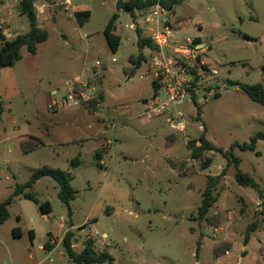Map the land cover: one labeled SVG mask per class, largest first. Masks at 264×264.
<instances>
[{"label": "rangeland", "instance_id": "374dc122", "mask_svg": "<svg viewBox=\"0 0 264 264\" xmlns=\"http://www.w3.org/2000/svg\"><path fill=\"white\" fill-rule=\"evenodd\" d=\"M21 1L0 0V31L7 30L2 33L8 39L30 31ZM34 5L48 39L35 54L23 47L22 58L1 70L0 203L43 167L63 171L76 197L68 207L51 177L41 178L32 189L39 203L15 197L9 217L0 224V264H74L61 245L68 230L77 252L92 239L97 251L114 257V264H264V201L237 182L235 166H227L221 153L192 159L188 148L204 132L217 148L240 159L239 169L264 194V139L258 138L254 149L241 148L264 133V105L228 83L264 86V0H180L168 11L173 15L172 21L167 16L169 23H181L182 40L204 29L202 40L211 45L207 59L219 75L212 82L206 78L194 102L171 107L152 120L141 116L144 100L154 97L152 56L138 44L140 24L134 26L117 0H70L67 8L64 0H35ZM78 10L90 11L83 23L75 16ZM114 14V33L121 38L115 53L104 34ZM141 15L144 22L146 13ZM141 55L144 60L137 66L134 61ZM207 85L219 96L199 102ZM72 91L84 92L88 100L69 105ZM159 94L161 100L167 98L163 90ZM175 110L185 115V132L169 128ZM28 142L37 148L26 151ZM210 157L211 166L203 169ZM76 158L81 163L73 167ZM217 177V199L199 220L203 194ZM46 201L51 212L44 215L40 204ZM254 223L256 230L250 232ZM49 240L58 245L43 250ZM227 244L230 253L218 255L216 249Z\"/></svg>", "mask_w": 264, "mask_h": 264}, {"label": "trees", "instance_id": "16d2710c", "mask_svg": "<svg viewBox=\"0 0 264 264\" xmlns=\"http://www.w3.org/2000/svg\"><path fill=\"white\" fill-rule=\"evenodd\" d=\"M35 0H22L20 3L21 12L25 14L30 22V31L25 34H20L14 37L13 39H8L5 35L0 31V77L1 70L5 67H12L18 62L21 58V50L23 47H27L30 53L35 54L38 49V45L40 43L45 42L48 39L47 30L40 27L38 23L37 17V8L34 5ZM157 2H160L162 7L165 9L166 13L173 9V7L180 2V0H117V7L119 10H123L124 12L130 14L132 19L136 21L137 14L140 12H147L153 5ZM75 16L79 23H83V19H88L90 17V11H76ZM118 19V14H114L110 19L107 27L105 28L104 34L106 36L107 43L112 52H117L120 44L121 38L120 36L114 33L116 20ZM167 23L168 20H167ZM174 26L173 23H169ZM175 27V26H174ZM137 40L140 47H149L155 49L151 38L145 37L143 35V31L137 29ZM198 42L197 39H195ZM144 60L143 55L139 57L138 60L134 61L137 66H139ZM194 75H197V68L192 69ZM197 80V77H195ZM229 84L236 85L241 88L252 100L255 102L261 103L264 105V86L262 84H243L239 81L228 80ZM154 87V95H156L158 91V86L155 82H153ZM211 88V87H210ZM210 90V89H209ZM219 94L216 93V97ZM194 100L195 95L193 94ZM5 111L4 101L0 95V122L2 121V115ZM201 109L198 107V119H200ZM258 138L264 139V133L260 132L255 135L251 141V144L241 145L242 149L251 148L254 149V145ZM197 141L201 142L200 146H197ZM30 143V142H28ZM27 144V143H26ZM24 144V146L26 145ZM38 144L36 142H31L30 147H25L27 150H35ZM188 148L191 150V158L198 159L203 156L205 152L215 151L216 153H221L227 160V166L234 165L236 168V179L237 182L243 187H250L253 190H256L261 198V201H264V194L260 189V185L251 178L248 174H245L239 169L240 159L237 158L232 151H225L223 149L217 148L210 140L207 139L205 133L203 132L197 139L191 140L188 142ZM104 152V151H103ZM102 150L97 152V157L100 158L102 155ZM213 158L210 157L202 164L203 169H207L211 166ZM81 161L79 158H76L72 161V166L80 165ZM226 168L224 169V173ZM43 177H51L53 178L59 185L60 190L58 196L62 202H64L68 207L70 206V202L73 201L76 197V191L73 189L70 178L59 169H52L48 167H43L41 169L36 170L31 178L24 184L18 185L14 193L11 197H9L6 201L0 203V224L4 223L9 217L8 207L12 204L15 197L22 196L25 199L34 201L35 203H39L38 198L33 193L32 189L35 183ZM218 181V177L216 179H211L206 191L203 194V201L200 205L199 212V220L204 219L208 214L210 208L216 201L217 197L214 195L215 187L214 183ZM41 212L46 215L51 212V204L49 201L40 204ZM71 213V211H70ZM257 223H254L250 226L249 231L256 230ZM16 235H19L20 232L16 231ZM31 238H34V232H30ZM74 233L71 230L66 231L61 245L64 247L67 255L72 259L74 264H114V257L108 251H97L95 249V241L89 239L86 241L83 249L77 252L74 249ZM250 236L247 234L245 238V246L249 243ZM201 245V240L198 242V247ZM223 245L216 249V253L218 255H223L229 251L231 245L227 244L224 249H222ZM43 248L45 250H51L52 244L51 241H47ZM222 249V250H220Z\"/></svg>", "mask_w": 264, "mask_h": 264}, {"label": "built area", "instance_id": "2783aa9c", "mask_svg": "<svg viewBox=\"0 0 264 264\" xmlns=\"http://www.w3.org/2000/svg\"><path fill=\"white\" fill-rule=\"evenodd\" d=\"M64 4L67 8L70 5V0H64ZM39 10L41 9L39 8ZM166 15L167 13L160 2L147 10L148 37L151 38L155 46V49L148 48L152 56L149 75L158 86L156 95L147 102L145 110L141 113V116L147 120L166 114L171 110V107L189 101L194 102L193 94L197 97V88L205 86L206 78L209 77L212 82L217 75V70L208 66L206 62L208 48L192 38L182 40L178 30L167 23ZM1 32L7 33V30ZM194 68H197L196 76L192 71ZM207 88L210 90L204 91L203 95L199 97V102L207 101L208 97H212L217 92L211 85H207ZM159 90H163L167 95L165 100L160 99ZM68 97L69 105H78L82 101L88 100L84 92L72 91ZM172 112L168 123L169 128L172 131L185 132L188 125L185 115L176 110ZM199 129L202 132L205 131L204 124H199ZM200 145L201 142L197 141V146ZM86 225L89 226L91 235L97 238L99 234L91 221H88Z\"/></svg>", "mask_w": 264, "mask_h": 264}, {"label": "crops", "instance_id": "0c3cea01", "mask_svg": "<svg viewBox=\"0 0 264 264\" xmlns=\"http://www.w3.org/2000/svg\"><path fill=\"white\" fill-rule=\"evenodd\" d=\"M174 8V7H173ZM78 11H83V10H78ZM141 13H144V15H145V13H146V16H145V21L143 22L141 19H142V15H141ZM167 16H169V18H170V20L172 21V17H173V15L172 14H170L169 12H167V15H166V18H167ZM148 19H147V12H140V13H138L137 14V19H136V21H134V23H138V24H140V28L143 30V29H145V27L144 26H147L146 28H149V25L147 24L148 22ZM173 24H174V26H175V28L178 30V32L181 30V23H178V22H173ZM148 30V29H147ZM115 31H116V27H115ZM114 31V32H115ZM137 31V30H136ZM203 31H204V29L203 28H199L198 30H196V33H194V35H193V37H191L192 39H197L198 40V42L201 44V45H203V46H206L207 48H208V50L211 48V45L210 44H208L207 42H204L203 40H202V33H203ZM143 33H145V31H143ZM137 34V33H136ZM245 39H247V40H251L252 38L251 37H249V36H245ZM147 50H148V47H145ZM208 52V51H207ZM206 62H207V64H208V66H210V67H212V68H215L216 70H217V67L215 66V64H213L212 62H210L208 59H207V53H206ZM217 75H219V73H218V70H217ZM216 75V76H217ZM218 78V77H217ZM217 82V81H216ZM213 83L214 84H216V85H218L219 83H215V81H213ZM147 102H149L148 100H144V104H145V107H146V105H147ZM100 164L102 165L103 164V161H102V159H103V154L100 156ZM103 236L104 237H107V234H103ZM202 242V241H201ZM51 244H52V249L55 247V245H58V243H57V240H52L51 241ZM40 248H42V247H40ZM74 248H75V246H74ZM200 248V247H199ZM52 249L51 250H47V251H52ZM43 250H45L44 248H43ZM228 254L230 253V252H227ZM36 264H39V263H36Z\"/></svg>", "mask_w": 264, "mask_h": 264}]
</instances>
